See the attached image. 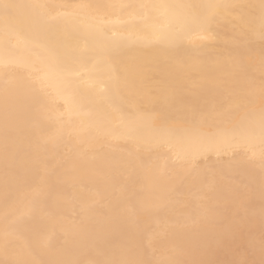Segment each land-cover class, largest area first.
<instances>
[{
  "label": "bare ground",
  "instance_id": "obj_1",
  "mask_svg": "<svg viewBox=\"0 0 264 264\" xmlns=\"http://www.w3.org/2000/svg\"><path fill=\"white\" fill-rule=\"evenodd\" d=\"M3 3L0 264H264V0Z\"/></svg>",
  "mask_w": 264,
  "mask_h": 264
},
{
  "label": "snow or ice",
  "instance_id": "obj_2",
  "mask_svg": "<svg viewBox=\"0 0 264 264\" xmlns=\"http://www.w3.org/2000/svg\"><path fill=\"white\" fill-rule=\"evenodd\" d=\"M0 7H2L3 9H7V8H10V7H15V5H10V4H7V3H3V4H0ZM38 7H46V6H38ZM115 7H139L141 9H144V8H149V7H157L155 5H139V6H135V5H117ZM161 7H166V6H161ZM207 8H212L213 5H207L206 6ZM262 7H264V5H262ZM207 23V18L206 17H192L188 20H186V24L188 26H195L197 28H200L201 30H203L205 28V25ZM262 37H264V27H262V33H261ZM5 43L9 44L11 43L10 39L5 37ZM120 45L118 42H113V47L114 48H118ZM261 141H262V144H264V102H262V111H261Z\"/></svg>",
  "mask_w": 264,
  "mask_h": 264
}]
</instances>
